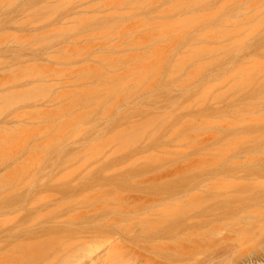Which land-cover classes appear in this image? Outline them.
<instances>
[{
    "label": "rangeland",
    "instance_id": "rangeland-1",
    "mask_svg": "<svg viewBox=\"0 0 264 264\" xmlns=\"http://www.w3.org/2000/svg\"><path fill=\"white\" fill-rule=\"evenodd\" d=\"M113 1L0 0V86L2 84L0 93H3L2 97L8 95L10 99L8 104L12 102V106L9 105V107L8 104L6 105L7 102L5 103L8 110L12 109V112L7 110L6 114L0 113L4 115L2 119L0 117V132L2 129L5 132L0 133V139H5L2 141L4 145L0 141L2 144H0V264H66V262L80 264L82 261L85 264L90 258L85 256L86 258L78 260L77 256L81 253L78 248L82 247L84 250V245L87 248L97 247L98 254L101 255H96L101 257V260H106L110 255L107 253H111L112 243V250L119 249L118 253L124 262L127 260L125 264L136 262L141 264L140 261L144 262L150 258L153 259L152 262L159 263L160 257L157 253L159 245L157 244V249H150V243H144L140 239H144V236L145 239L153 238V234L155 236L158 232V225L165 230L168 226L174 228L173 224L178 226L172 229L177 234L167 228L172 235H177L173 239L169 238L170 235L166 238V235L162 233L163 229L159 230L161 232L157 243L163 244L162 247L167 243L178 244V246L193 245L197 248L202 246L206 250L214 246L218 249L219 246L225 248L227 246L231 249L229 251L230 249L226 248L231 255L227 253L229 259L225 262L224 259L228 256L226 255L224 259L222 258L223 263L244 264L249 256L264 251V0H159V19L156 18L159 20V94L153 99L156 105H153L151 100L148 108L145 107L147 109L143 110L152 113V119L159 117V169L156 166L158 164L155 163L156 170L149 174H143L144 166L157 151H153L152 147L146 144L151 142L152 138L147 140L149 136H143L142 131L141 135L137 132V128L146 124V120H150L148 116L149 119L144 116L146 113L142 109H140L142 112H136L139 106H144L141 98L136 100L139 105L128 107V101H126L128 95L125 96L124 91L116 90L114 93L122 92L123 95L119 94L120 99L125 100L128 106L121 104L119 96L112 94L109 97L103 92H107L106 90L113 84V82L108 84V80L113 77L111 74L120 68L119 74L124 77L118 75V72H115L117 75L113 74L117 79L118 76L120 79L122 77L123 82H120L127 86L120 84L122 85L120 87L129 90L130 83L129 86L132 85L131 88H135V92L140 94L136 86H139L141 79L134 70H137L138 64H142L141 53L144 54L145 49L141 45L144 46L148 35L152 33L150 30L147 32L146 28V30L141 29V26L145 25L148 18L150 22H153L152 24L157 23L158 20L155 19L157 12H151V15L148 12L147 16L144 10L137 9L136 2L133 4L134 0H128L131 2L129 4L126 0L123 2L115 0L118 4ZM139 2L140 5L137 1L138 7L143 5L145 0H139ZM137 23L142 24L139 26L140 30L137 28ZM132 29L137 32L134 34ZM143 30H145L144 33ZM132 34L136 36L140 34L143 37L139 36L140 39L142 38L141 41L144 40L143 42L138 40L141 43L138 46L139 50L132 44L134 39H137ZM135 43L137 44V40ZM127 44L133 48L130 49ZM196 48L205 53L200 56L195 55ZM125 54L126 57H124ZM129 54H132L131 58ZM135 54L138 60L137 57L132 60ZM187 56L191 57V61L189 60V63L184 66L185 69L178 70ZM123 58H127L125 62L129 60L131 65L124 64L125 67L122 68L123 62H118ZM68 60L72 62L69 64ZM132 63H134L133 66ZM98 69L104 70V75L102 72L96 73L95 70ZM175 69L178 72H175ZM91 70L92 73H89ZM128 70L133 74L127 72ZM18 71L26 74H16ZM126 72L128 75L136 76L129 79L132 76L127 78L128 75L127 77L124 75ZM36 73H40L39 77L41 74H46L34 80ZM107 74L109 79L106 78L107 82H103L105 79L103 80L101 76L108 77ZM26 75L33 79L25 80ZM8 76L17 81L13 82L14 79ZM19 76L23 77V82ZM99 76L101 79H96ZM43 77L49 79V82ZM80 77L84 79H82L83 82L79 80ZM125 77L128 84L125 83ZM136 77H138V83ZM5 78L8 81H5ZM95 79L98 82H94ZM128 79L131 82H128ZM92 80L93 84L97 85L96 88H93ZM118 80L114 81V86ZM77 81L84 84L78 82L77 86L74 84ZM11 82L15 85L8 88L7 85H13ZM47 82L49 83L47 88L52 89L55 86L52 94L49 90L46 93L44 91L46 87L44 83ZM38 83L45 86L43 92L41 91L43 86H40L38 90L44 93L41 94L44 98L36 94V89L31 90V92L35 91L37 100L40 97V102L42 100V103H39V100L35 102L34 95L30 93L28 96L33 98L32 105L30 101L32 99L27 100L25 93L27 91L29 93L27 89L33 86L32 89L37 87L35 85ZM27 84L28 87L32 84V87L28 88ZM59 88L63 91L60 92ZM80 88L84 89L83 92L86 93L85 95L88 93V96L91 93L94 94L95 89L100 96L107 94L105 96L107 100L112 101L115 107L121 105V109L118 108V111L117 108L116 110L114 106L109 105L114 107L113 111L116 115L110 112L109 115L111 113L112 115L109 116L108 112L105 113L109 109L108 106V108L97 107L100 102L104 103L103 100L95 101V103L91 97H89L90 100L86 99L88 96H85L81 90L77 91ZM91 88L94 90L90 93ZM11 90L24 92L22 96L28 103L25 100L22 102L28 105L18 104L16 107L21 100L17 102L14 98L16 96L19 98V93L16 91L18 94L15 92V96ZM87 90L90 91L87 92ZM73 91H77L76 94L74 92L76 101L81 94L85 97L77 101L81 102L80 106L86 103L90 107H97L96 109H101V114L95 112L96 109L94 113L98 116L91 114L93 110H90L89 105L83 110L82 108L76 110L75 108L79 109L80 106L76 101H71L73 97L69 99L66 97L67 100L61 96L63 101L59 99L60 95L65 93L68 96V93ZM131 91L126 94L130 96ZM6 92L10 95L13 93L11 97L14 98H9V94H4ZM56 95L59 96H57V103L58 100L62 101L58 103L59 108L55 102ZM100 96L95 97L101 100ZM4 99L6 100L7 97ZM116 99L120 104L115 102ZM1 101L2 99L0 104L3 105ZM67 101L69 104H77L78 107L75 105V108L71 107L75 112L69 113L70 110L66 109L69 107H66L68 103L64 104ZM109 101L108 104H111ZM61 103L65 105V108L61 106ZM108 104L104 103V105ZM55 107L57 112L54 111ZM60 107L64 111L62 114L67 112L64 116L70 115L71 118L72 116L76 118L73 123L76 121L77 124H74L77 127H73L77 131L74 129L72 132L77 133L79 130L80 134L71 133V135L70 131L68 135L66 134L70 136L68 138L65 134L63 138L62 134L59 135L60 137L58 133L56 135L58 127L64 125L62 121L72 122L68 120V117V119L65 117L67 120H62L65 119L62 114L58 115L60 118L57 117L56 113L62 112ZM123 107L134 108L133 111L135 110L134 112L138 115L134 116L135 113L132 115V111V116H123L125 114L122 112ZM45 108L48 114L52 112L50 110H53L58 120H53L54 118L50 117L53 114L50 113V115H42L45 118L50 117L49 120L39 117L41 120L38 118L40 122L36 123L37 116L32 118L28 115V113L33 114L34 109V113L40 111L44 113L42 111ZM22 110H26L27 116ZM87 110L88 114L91 111L92 116L85 115ZM15 112L17 113L14 115L19 116V119L21 112L25 115L18 120L13 115ZM82 112L85 116H79ZM117 112L124 114L118 116ZM125 112L130 114L128 110ZM154 112L159 113V116ZM74 113L79 114L74 116ZM27 118L36 119L33 122L42 132L46 128L44 124L50 125L48 128L55 127L57 123L58 126L54 128L55 130L53 129V132L51 129V134H44L45 137L39 138V135H36L39 129L28 126L33 127L34 124L29 123ZM42 120H44L43 123H41ZM54 121L56 122L53 123ZM69 122H67L68 125ZM78 123L85 129L88 127V131H80ZM137 124L141 126L138 127ZM3 125L8 127L5 128ZM24 125L29 127V129L27 127L29 131L34 129L31 132L35 136L30 132L29 134L28 130L24 131ZM9 127L12 129H8ZM22 130L26 133L21 132ZM35 130L38 132H34ZM19 133L23 134L24 138H30V142L26 141L28 142L26 144H30L26 145L28 147L21 145L22 136L20 138ZM27 133L33 137L29 135L25 137ZM61 133H65L63 129ZM7 135L10 136L7 137L8 139H6ZM18 137L20 139L17 140ZM31 138L34 140L32 141ZM47 138H50L49 143L52 140L55 142H51V147L46 141L42 143V140H48ZM35 142L41 143L38 144V150L34 149ZM89 142L95 145L90 143L93 151H90L91 146H87ZM54 146H56L55 149ZM44 147L45 150L42 151L41 148L44 149ZM86 147L90 149L86 150ZM3 148L5 150H1ZM144 150L149 152L144 153ZM34 153H36L35 156ZM37 155L42 157L41 162L38 161L40 157L37 158ZM37 161L41 164L36 163ZM37 167H40V170ZM154 185H156L155 188L159 186V189H156L159 192L154 191ZM156 213L159 216H156ZM152 218L156 220V223ZM53 224L57 225L56 229L65 226L68 229L77 230L80 229L78 227L81 224L84 225L81 226V231L79 230L82 233L77 230L73 233V231L68 232V229L65 232L64 227L61 230H53L54 227L51 228ZM141 227L143 231L145 230L143 227L146 230L149 228L150 231H144V234ZM45 229L46 232H43ZM139 231H142L144 235H141ZM148 234L150 236H147ZM133 236L137 238L132 239ZM107 243L110 245L107 246ZM154 245L156 248V244ZM203 248L200 249L201 254L210 253L209 251L204 253ZM213 252L211 253L214 254ZM201 254L196 258L202 259L204 255ZM96 255L95 259L89 260L91 263L89 261L87 263H103L99 257L98 260L101 263L96 260ZM196 258L192 262H195ZM190 261L189 264L192 263ZM152 262L150 261L149 264Z\"/></svg>",
    "mask_w": 264,
    "mask_h": 264
},
{
    "label": "bare ground",
    "instance_id": "bare-ground-1",
    "mask_svg": "<svg viewBox=\"0 0 264 264\" xmlns=\"http://www.w3.org/2000/svg\"><path fill=\"white\" fill-rule=\"evenodd\" d=\"M129 1H131V0H129ZM137 1H138V4L140 5L139 0H137ZM137 1H136V0L133 1V4H134V2H136L135 5L137 6V9H140V8H141V9H140L141 11L144 10V11L147 13V14H145V15H147V16H148L149 13H150V15H151V12H152V13H154V12L156 13V12H157L155 19H156V18L159 19V10H158V9H159V0H145V2H143V5H141V6H143V7H141V6L138 7L139 5L137 4ZM143 1H144V0H143ZM113 2H115V0H114ZM117 2H119V1L117 0ZM117 2H115V4H116ZM120 2H123V0H122V1L120 0ZM126 2H128V0H126ZM129 3H131V2H128L127 4H129ZM117 4H118V3H117ZM141 4H142V1H141ZM130 5H131V4H130ZM135 5H133V6H135ZM136 6H135V7H136ZM132 8H133V7H132ZM135 9H136V8H135ZM141 11H140V12H141ZM148 12H149V13H148ZM143 15H144V14H143ZM147 16H146V17H147ZM146 17H145V18H146ZM151 17H152V19H154L153 16H151ZM145 18H143V19H145ZM147 18H148V17H147ZM148 19H149V18H148ZM148 19H147L146 22H145V25H144L145 27H144L142 24H140V23H142V22L145 21V20H143V21H142V20H138V21H142V22L139 23L140 25H138V23H137V25H138L137 28H138L139 30H140V28L142 27L141 29H145V28H146V29H147V32H148V30L152 31V33L148 35V37H147V39L145 40L144 44L142 43L144 46L141 45V47H143V48L145 49V51H144L145 53H144V54L141 53V56H142V59H143V60H142V64H141V63H140V65L138 64V65H137V66H138V67H137V70H134V71L137 72V73H135V74L138 75V76H140L139 79H141V83L138 84L139 86H136V88H138L137 91L140 90V94L137 93V92H135V90H136L135 88H133V89L131 88L132 85L129 86L130 83H129V84L127 83V80H126V79L129 78L130 76H132V77H130L129 79H132L133 76H134V75H128V74H127V72L132 73V72H130V71H132V70H130V68H129L130 71L128 70V71L124 74V75H126V77H127V75H128L127 78L125 77V83L128 84V89H129V90L124 89V87H127V86H126V84L124 85V83H122V82H123V81H122V77H124V76L119 74V71H120L119 69H120V68H118V69L115 71V72H118V75L122 76L121 79H120V76H118V79H119V80L117 79V77H115V76L117 75V73H115V72H114L113 74H116V75L114 76L113 74H111L113 77L110 76V78H111V77H112V78L109 79V75H110V73H108L109 75L107 74L108 77H105V76H106V75H105L104 78H103L102 76L104 75V72H103L104 70H100V69L95 70V71H97L96 73H98V72H102V73H103V75L101 76V78H102L103 80L105 79L104 81L102 80L103 82H107L106 78L109 79V80H108V82H109L108 84H109V85H110V83H112V82H113V84H114V81L116 82V81L118 80V83H115V84H116V85H115V86H116V89H115V86H114L113 84H111L112 86L110 85V88H108V90H106L107 92H103V93H107V94L109 95V97H110L112 94H113L114 96H119L120 92L118 91L117 94H115V93H116V90L124 91V92H125V96L128 95V96H127L128 99H127L125 96H124V99L126 98V101H128V103H127V102H126V103H127L129 106H128L127 104H125V100L123 101V99H122V100L120 99L121 94L123 95L122 92H121V94H120V96H119V99H120L121 104L124 103V104L127 105L128 107H130V106L132 107V105H135V104L137 105L138 103L136 102V100H137L138 98H141L142 105H144V106H139L140 108L138 107L139 109H138V110L136 109V110H137V111H136L137 113H140V112H142L143 110H146V109L148 108L147 106H148L149 101L152 100V102L154 103L155 100H153V99L156 97L155 95L159 94V92H158V90H159V20L156 19V20H158V22L155 20L157 23L152 24L153 22L151 21V22H152V23H151ZM150 19H151V18H150ZM152 19H151V20H152ZM149 22H150V23H149ZM148 23H149L150 25H149ZM151 24H152V25H151ZM141 25H142V26H141ZM139 26H141V27L139 28ZM146 26H147L148 28H147ZM143 27H144V28H143ZM146 29H145V30H146ZM129 30H130V29H129ZM145 30H143L142 32L144 33ZM236 30H238V29H236ZM132 31H133V29H132ZM133 32H134V31H133ZM136 32H137V31H136ZM136 32H134V34H135ZM211 32H213V30H212ZM134 34H132V35H134ZM140 34H142V33H140ZM140 34H139V35L137 34V36L134 35V38H135V37L137 38V39H134V41L132 40L133 37L131 38V40L133 41V43H132V41H131V43H132L133 45H135V46L137 47V49H138L139 44H141V43H139L138 40H140V42H143L144 40L141 41V39H142L143 37H146V36H144V34H142L143 37H142V35L140 36ZM146 34H148V33H146ZM139 36L142 37V38L140 39ZM138 37H139V39H138ZM144 39H145V38H144ZM136 40H137V44H138V45L135 43ZM127 42H129V41H127ZM127 42H126V43H127ZM129 43H130V42H129ZM131 43H130V44H131ZM127 45H129V44H127ZM259 46H260V45H259ZM141 47H140V49L143 50V48H141ZM127 48H128V47H127ZM129 48L132 49L133 47L131 48V46L129 45ZM134 48H135V47H134ZM130 49H128V50H130ZM135 50H136V49H135ZM138 50H139V49H138ZM124 51H127V50H124ZM194 51L196 52L195 55H197V56H200V55H202L203 53H205V51H203V50H201V49H198V48H196ZM131 52H132V50H131ZM131 52H130V53H131ZM142 52H143V51H142ZM132 54H133V53H132ZM132 54H131V55H132ZM208 54H209V53H208ZM131 55L129 54V57H130V58H131ZM135 55H136V54H135ZM138 55H139V54H138ZM126 56H127V55L125 54L124 57H126ZM133 56H134V54H133ZM133 56H132V58H133ZM141 56H139L140 59H141ZM136 57H137V60L139 59L138 56L136 55V56L134 57V59H132V60H135ZM188 57H189V56H187V59H184V60L182 59V60H183V61H182V64H183V65H179V69H178V70H183V69H185L184 66H185L186 64L189 63L188 61H189L190 58H191V57H189V59H188ZM130 58H129V59H130ZM183 58H184V57H183ZM126 59H127V58H126ZM126 59L123 58L122 61L118 62V63H122V62H123V65H121L122 68H123L124 64H125V66H126V65H131V63H129V60L127 61V63L125 62ZM63 60H64V59H63ZM132 60H131V61H132ZM137 60H136V61H137ZM65 61H66V59H65ZM68 61H69V60H68ZM68 61H67V62H68ZM190 61H191V60H190ZM61 62H62V59H61ZM70 62H72V61H69V64H70ZM133 62L135 63V61H133ZM63 63H64V62H63ZM65 63H66V62H65ZM73 63H75V62H73ZM134 63H132V66L134 65ZM137 63H138V62H137ZM125 66H124V67H125ZM128 67H129V66H128ZM134 67L136 68V66H134ZM92 68H93V67H92ZM83 69H84V68H83ZM115 69H116V68H115ZM115 69H114V70H115ZM127 69H128V68H127ZM173 69H174V66H173ZM24 70H25V68H24ZM24 70H23V71H24ZM112 70H113V69H112ZM112 70H111V71H112ZM114 70H113V71H114ZM178 70L175 69V72H178ZM29 71H31V70L29 69ZM29 71H28V73H29ZM34 71H35V69H34ZM37 71H38V70H37ZM78 71H79V70H78ZM86 71H87V70H86ZM24 72H26V71H24ZM48 72H49V71H48ZM75 72L77 73V71H75ZM105 72H106V71H105ZM122 72H125V71H122ZM19 73H20V72L18 71L16 74H19ZM21 73H22V72H21ZM21 73H20V74H21ZM51 73H53V72H51ZM89 73H92V70H91ZM106 73H107V72H106ZM11 74H12V73H11ZM11 74H10V75H11ZM22 74L24 75V74H26V73H22ZM32 74H34V73H32ZM32 74H31V76H32ZM36 74H37L38 77H37L36 75H34L36 78H35L34 76H32V77H34V80H35V79L37 80V78H41V77H42L44 74H46V73H44L43 75L41 74V75H40L41 77H39V74H40V73H39V74L36 73ZM53 74H54V73H53ZM56 74H57V73H56ZM56 74H55V75H56ZM132 74H133V73H132ZM23 75H22V76H23ZM136 75H135V76H136ZM13 76H14V74H13ZM16 76H17V75H16ZM29 76H30V75H29ZM31 76H30V78H29V77H27V75H26L25 77H26L27 79H25V80H28V78H29L30 80H32L33 78L31 79ZM46 76H48V75H46ZM75 76H77V75H75ZM75 76H74V77H75ZM80 76H81V75H80ZM96 76H97V75H96ZM135 76H134V77H135ZM8 77L10 78L11 76H8ZM19 77H21V76H19ZM74 77H73V78H74ZM89 77H90V76H89ZM6 78H7V76H6ZM6 78H5V79H6ZM9 78H8V79H9ZM43 78H44V77H43ZM93 78H94V77H93ZM98 78L101 79L100 76L97 77L96 79H98ZM113 78H116V80H113ZM136 78H137V79H136ZM136 78H135V79L137 80V83H138V82H139V81H138V77H136ZM5 79H4V80H5ZM11 79L13 80L14 78L11 77ZM11 79H10V81H11ZM18 79H19V80L22 79V82H23V80H24L23 77H21V79H20V78H18ZM80 79L82 80L83 78L80 77L79 80H80ZM96 79L94 80V82H98V80H96ZM129 79H128V82H131ZM135 79H134V80H135ZM34 80H33V82H35ZM44 80H47V79L44 78ZM44 80H42V81H44ZM83 80H84V79H83ZM83 80H82L81 82H83ZM110 80H111V81H110ZM136 80H135V82H136ZM5 81H8V80L6 79ZM16 81H17V80H15V79L13 80V82H16ZM38 81H40V80H38ZM47 81L49 82V79H48ZM75 81H76V80H75ZM120 81H122V82H120ZM13 82H11L13 85H10V84H9V85H7V87H8V86H12V87H13V86L15 85ZM48 82H47V83H44V84H46V85H45L46 87L43 86V84H42L43 87H42L41 85H39V83L36 84V85L34 84V85L37 86V87H38V85H39V89H37V87H35L34 89H32V88L34 87V86L32 87V84H29V85H30L29 87H32V88H29V87H28V84L26 85V86L29 88V89H27V90H29V93H28V91H27V93H25L27 96H26V95H25V96L27 97V98H26L27 100L32 99V100H30V101H32V105L34 104V103H33V98L36 99L35 102L39 100L38 102H39V103H42V100H41V102H40V98L43 97V95H41V94H44V93H42V92H43L42 90H44V87H45V90H44L45 93H46L48 90H49L50 93L53 91L52 89H53L55 86H54L52 89L47 88V85L49 86V83H48ZM78 82H79V81H77V83L74 82V84H77V86H78ZM81 82H79V83H81ZM94 82H93V80H92V81H91V84H93ZM132 82H133V80H132ZM4 83H6V82H4ZM17 83H18V85H19L20 82L18 81ZM21 84H22V83H21ZM81 84H84V83H81ZM81 84H80V85H81ZM106 84H107V83H106ZM118 84H119V86H118ZM120 84H123L124 87L121 88L122 85H120ZM131 84H132V83H131ZM16 85H17V84H16ZM95 85H96V84H95ZM95 85L93 84V88H96V87H97V85H96V86H95ZM40 86L42 87V89H41L42 92L38 91V90H40V88H41ZM73 86H75V85H73ZM120 86H121V87H120ZM133 86H134V85H133ZM12 87H11V88H12ZM50 87H51V86H50ZM61 87H62V86H61ZM61 87H60V88H61ZM81 87H83V86H81ZM98 87H99V86H98ZM107 87H108V86H107ZM112 87H113V88H112ZM118 87H120V89H119ZM134 87H135V86H134ZM0 88H2V84H1ZM8 88H9V87H8ZM14 88H16V87H14ZM46 88H47V90H46ZM60 88H59V89H60ZM111 88H112V89H111ZM130 88H131L133 91H131ZM4 89H5V88H4ZM6 89H7V88H6ZM22 89H23V88H22ZM35 89H36V90H35ZM76 89H77V88H76ZM76 89H75V90H76ZM91 89H92V88H91ZM91 89H90V90H91ZM97 89H98V88H97ZM114 89H115V90H114ZM121 89H123V90H121ZM134 89H135V90H134ZM31 90H35V91H36V94H37V95H40L41 97L38 98V100H37V97H36V95H35V91H34V92H31ZM80 90H81L82 93H84V95L86 94L85 92H83L84 89L82 90V89L80 88V89L77 90V91L80 92ZM90 90H89V91H90ZM93 90H94V89H92V90L90 91V93H91ZM110 90H111V91H110ZM112 90H114V91H112ZM126 90H127V91H126ZM1 91H2V90H1ZM16 91H18V93H19L20 95H19ZM16 91H15V90H13V91L11 90V92H13V93L15 94V96H16V93H17V94H18V97L21 98V99L17 98V96H16L15 98H14V97H11L13 93H12L11 95H10L9 93H7V92L4 93V94H6V95L9 94V98H14V99H16L17 102H18L19 100H21L20 103H17V102L15 101V103H17V106H16L15 103H13L16 107H18V104H19V105H20V104L23 105V104L25 103V102H22V101L25 100L24 97H23L22 95H23L24 92H26V91H25V88H24V92H23V93H22L21 90H16ZM20 91H21V92H20ZM54 91H55V89H54ZM61 91H63V90L60 89V92H61ZM64 91H65V93H67L66 90H64ZM67 91H68V90H67ZM77 91H76V92H77ZM85 91H86V90H85ZM89 91L87 90V92H89ZM95 91H96V92H95ZM95 91H93L94 94H96L95 96H96V97H97V96L99 97V96H100V95H99L100 93L97 94L98 92H97L96 89H95ZM128 91H131L133 94L130 92L131 94H130V96H129V94H126V92L129 93ZM15 92H16V93H15ZM38 92H40V94H39ZM57 92H59V91H57ZM74 92H75V91H73V92H71V93H68V94H69V95H68L69 97H68L67 94H65V93H64L63 95H60V94H59V95H60V97H61V96L65 97V99H67V98L69 99L70 97H73L74 100H73V99H72V100L70 99V100H71V101H76L75 98H74ZM76 92H75V94H76ZM79 92H78V93H79ZM110 92H112V93L110 94ZM114 92H115V93H114ZM156 92H158V93H156ZM30 93H31V94H30ZM53 93H54V92H53ZM62 93H63V92H62ZM103 93H102V94H103ZM2 94H3V93H0V95H1V96H0V100L2 99L1 102H3L4 104H3V103H2L3 105L0 104V106L3 107V108L1 107V109H0V113L6 114L9 105L12 106V104H11L12 102H11L10 104H8V103L10 102V99H8V95H7V96H3L4 98L7 97V99H8V100H7V99L5 100V99L2 97ZM28 94H30V95H32V96L34 95L33 98H32V96L29 97ZM51 94H52V93H51ZM94 94L91 93V95H93V96H94ZM102 94H101V95H102ZM107 94L104 95V96H103V95L100 96V97H102L101 100H100V99L98 100V98H96L95 96H94V98H93V96H91V95L88 96V93H87V95H85V96H88V97L86 98V99H88V100H90L91 98H92V100H94V102H95V101L100 102V101L103 100L105 104H108V101H109V100H107L108 98L105 97V96H107ZM53 95H55V93H54ZM65 95H66V96H65ZM70 95H71V96H70ZM79 95H80V93H79ZM79 95H78V96H79ZM84 95L82 96V94H81V96H79V99H80L81 97H82V98H85ZM20 96H22V97H20ZM45 96H46V94H45ZM50 96H51V95L49 94V97H50ZM57 96H58V95H56L55 102H56L57 107H58V103H60V102L63 101V97L60 98V97L58 96L59 99L62 100V101L58 100V103H57V99H58ZM75 96H76V95H75ZM134 96H135V97H134ZM38 97H39V96H38ZM46 97H47V96H46ZM52 97H55V96H52ZM66 97H67V98H66ZM76 97H77V96H76ZM89 97H91V98H89ZM112 97H113V96H112ZM157 97H158V95H157ZM22 98H23V100H22ZM28 98H29V99H28ZM43 98H44V97H43ZM104 98H106V99H104ZM121 98H123V96H122ZM17 99H18V100H17ZM46 99H47V98H46ZM50 99H52V98H50ZM68 99H67V100H68ZM76 99H77V101L79 100L78 97H77ZM95 99H96V100H95ZM112 99H113V98H112ZM114 99H115V98H114ZM44 100H45V99H44ZM47 100L49 101V99H47ZM47 100H46V101H47ZM70 100H69V102L71 103ZM105 100H107V102H106ZM117 100H118V99H116L115 102L118 103ZM156 100H158V98H157ZM11 101H12V100H11ZM13 101H14V100H13ZM25 101H26V100H25ZM52 101H53V100H52ZM77 101H76V102H77ZM122 101H123V102H122ZM6 102H7V103H6ZM21 102H22V103H21ZM26 102H27V101H26ZM44 102H45V101H44ZM55 102H54V103H55ZM98 102H97V103H98ZM109 102H110V101H109ZM120 102H119L118 104H120ZM152 102H151V103H152ZM5 103H6V105L8 104V105H7L8 107H6ZM27 103H28V102H27ZM27 103H25L24 105H28ZM52 103H53V102H52ZM52 103H51V104H52ZM67 103H68V101H67L66 103H64V104L67 105ZM73 103H75V102H73ZM77 103H78V102H77ZM80 103H81V102L78 103L79 106H80ZM95 103H96V102H95ZM101 103H102V102H100V105L97 104V107H99V106H106V107L108 106V107H109L108 111L106 110V112H105V110H103L105 113L108 112V115H109L110 112H112L113 114L115 113V111H113L115 106H114V104L112 105V101L110 102L111 104H108V105H104V103H102V104H101ZM153 103H152V104H153ZM156 103H157V101H156ZM29 104H30V103H29ZM56 104H55V105H56ZM82 104H83V103H82ZM85 104H86V103H84V104H83L84 106L82 105V106H80L79 109H78V108H75V106H76L77 104H76V105L74 104V105H75V106H74L73 104H69V103H68V105H67L66 107L69 106L70 109H69V107L66 108V109L70 110L69 113H73V112H75V110H72L71 107H74L76 110H81V108H82V110H83V108H85V107L87 108L88 105H89V104H88V105L86 104V105H87V106H86ZM14 105H13V108H15ZM30 105H31V104H30ZM36 105H37V104H36ZM38 105H39V104H38ZM55 105H54V106H55ZM65 105H62V103H61V106H64V108H65ZM72 105H73V106H72ZM109 105H112V106H114V107L111 106V107H112V108H111ZM115 105H116V104H115ZM138 105H139V104H138ZM153 105H156V104L154 103ZM4 106H5V109H4ZM11 106H10V107H11ZM49 106H50V105H49ZM59 106H60V105H59ZM122 106H123V105H122ZM150 106H151V104H150ZM21 107H23V106H21ZM76 107H78V106H76ZM89 107H90V105H89ZM97 107H96V108H97ZM106 107H104V108H106ZM108 107H107V108H108ZM120 107H121V105H120L119 107H115V109H116V108L118 109V108H120ZM128 107H127V108H128ZM133 107H134V106H133ZM145 107H147V108L145 109ZM6 108H7V109H6ZM24 108H25V107H24ZM27 108H28V107H27ZM30 108H33V107H30ZM58 108H59V107H58ZM58 108H57V110H58ZM93 108H94V109H93ZM96 108L93 107V106L90 107V110H91V111L93 110V113H91V111L89 110L90 113L94 115V114H95V113H94V110H95ZM127 108H124V107H123V108H122V109H123L122 112H124L125 114H124V113H123L124 115H123L122 113H120V114H122L123 116L131 115V112L133 111V109H134L135 107H134L133 109H132V108L127 109ZM136 108H137V107H136ZM17 109H18V108H17ZM37 109H40V108H37ZM37 109H36V112H37ZM52 109H54V108H52ZM61 109H63V108L60 107V110H61ZM66 109H65V110H66ZM98 109H99V108H98ZM98 109H96L97 111H95V112H98V113L101 114V111H100L101 109H99V110H98ZM110 109H111L112 111H109ZM117 109H116V110H117ZM120 109H121V108H120ZM124 109H125V111L128 110V111L130 112V114H129L128 112H125ZM126 109H127V110H126ZM131 109H132V110H131ZM140 109H142V111H141ZM149 109H153V108H150V107H149ZM149 109H148V110H149ZM3 110H4V111H3ZM11 110H12V109H10V110H8V111H11ZM19 110H20V109H19ZM19 110H17V112H18ZM27 110H28V109H27ZM31 110H32V109H31ZM60 110H59V111H60ZM68 110H67V111H68ZM139 110H140V111H139ZM154 110H155V111H159V109H157V110L154 109ZM5 111H6V113H5ZM22 111H23V110H22ZM25 111H26V110H25ZM25 111H23V112H25ZM34 111H35V109L33 110V114H35V115H33L32 113H28V115L31 116L32 118H33V117L36 118V116H37V118H36L37 121H35L36 123L40 122V121H38V118H39V117L42 118V119H44L45 116H43V117H44V118H43L42 115H43V114H44V115H45V114H46V115L48 114V112H46V108H45L44 111H42V112H44V113H41V111H40V112H37L38 115L41 114L40 116H38L37 113H34ZM38 111H39V110H38ZM50 111H52V112H50ZM50 111H49V112H50L51 114H53V116H51L50 113H49L48 115H50V117L54 118L53 120H55V119L58 120L57 118H55L56 115H57V117H58V115L60 116V115L64 112V111L61 110L62 112H58V113H56V112H57V111H56V107H55V110H54V111H56V112H55L56 115L54 114L53 110H50ZM71 111H73V112H71ZM85 111H86V110H85ZM118 111H119V109H118ZM120 111H121V110H120ZM134 111H135V110H134ZM134 111H133L132 115H133L134 113H135L134 116L138 115V114H137L136 112H134ZM138 111H139V112H138ZM150 111H151V110H150ZM152 111H153V110H152ZM11 112H12V111H11ZM17 112L13 113V115L16 114ZM19 112H20V111H19ZM30 112H31V111H30ZM45 112H46V113H45ZM65 112H66V111H65ZM78 112H79V111H78ZM143 112L146 113L144 116H146V117L148 116V117L150 118V120H146V124L141 123V124H143L142 126H141V124H137L138 127H139V125L141 126V127H139V128H141V129L137 128V130H138L137 132H139L138 135H141L142 132H143V134H142L143 136H144V135H145V137H146V135L149 136V137H147V140L150 139V138H152V139H151L152 141H151V142L149 141L150 143L148 142V143H146V144H148V146L150 145V146L152 147L153 151H157V153H156L155 155H153V156L151 157L150 161H147V164L144 166L145 169L143 170V171H144L143 174H149V173H152L153 171L156 170L155 167H154V165L158 164V165H156V166H157L158 169H159V119H158L159 117H158V118L156 117L157 119H156V118H155V119H152V118H153V117H151V116H153L152 113H150L149 111H147L148 113H147L146 111H143ZM39 113H40V114H39ZM59 113H60V114H59ZM69 113H68V114H69ZM90 113H89V114H90ZM102 113H103V112H102ZM112 113H111L109 116H111ZM154 113H156V115L159 116V113H158V114H157V112H154ZM3 114H2V115L0 114L1 119H2L3 116H4ZM25 114H26V115H25ZM25 114H22V112H21V114H20L21 118H20V119H22V117H24V115L27 116V112H25ZM65 114H67V112H66ZM65 114H62V115L64 116ZM74 114H75L74 116H76V115L79 114V113H74ZM82 114H84V113L82 112L81 115L79 114V116H85L86 114H88V110H87V112L85 113V115H82ZM89 114H88V115H89ZM91 114H90V116H92ZM96 114H97V113H96ZM96 114H95V115H96ZM103 114H104V113H103ZM116 114H119V112H117ZM120 114H119L118 116H122V115H120ZM17 115H18V114H17ZM22 115H23V116H22ZM88 115H87V116H88ZM95 115H94V116H95ZM108 115H106V116H108ZM114 115H115V114H114ZM132 115H131V116H132ZM9 116H11V115H9ZM14 116H16V115H14ZM29 116H28V117H29ZM63 116H61V117L63 118ZM77 116H78V115H77ZM96 116H98V114H97ZM115 116H116V115H115ZM140 116H143V115L140 114ZM154 116H155V114H154ZM16 117H17L18 120H20V119L18 118L19 116H16ZM50 117H48V118L46 117V118L49 120ZM65 117H66V118L68 117V118H69V119L67 118L68 120H72V122H71L72 124H71L69 121H66V123H65L64 121H62V123H64V125H61L60 128H62V129H63V132H65V133H61V132H62V129H60L59 127H58V129L56 130V135H57V133H58V136H59L60 134H62V138H63L66 134L68 135V132H70V131H71L70 134L73 133L72 131H73L74 129H75V131H77L76 128L73 127V126H75V124H77V123H75L76 121L74 122L75 124L73 123V120H76V118L72 116V118H74V119H72L70 115H68V116L66 115V116H64V118H65ZM148 117H147V118H148ZM40 118H39V120H41ZM46 118H45L44 120L47 121ZM58 118H60V117H58ZM62 118H61V119H62ZM66 118H65V119H62V120H67ZM147 118H146V119H147ZM149 118H148V119H149ZM27 119H28V120H27L28 122L30 121L29 123L34 124L33 127H32V125H28V126H31V128H34V126H35L36 124H35V122H33V121L36 120V119H32V120H30L31 118H30V119L27 118ZM44 120H42L41 123H43ZM31 121H32V122H31ZM59 121H60V120H59ZM23 122H24V121H23ZM55 122H56V121H54L53 123H55ZM67 122H69L71 125H70V124L68 125ZM41 123H40V124H41ZM62 123H60V124H62ZM83 123H84V122H83ZM60 124H59V125H60ZM65 124L68 125V126L66 125V127H68L67 130H66ZM73 124H74V125H73ZM80 124H82L81 121H80ZM21 125H23V124H21ZM42 125H43V124H42ZM42 125H40V126H42ZM45 125H46V128H45V127H41V128H45V129H44V132H45V133L42 132V131H40V130H41L40 128H38L39 130L37 129L36 126H38V125L35 126V129H37L39 132L43 133V134H41V133H39L37 130L34 131V132H36V131L38 132V134H36V133H35V134H36V135H39V138H41V137H45L44 134H46V135L51 134V129H52V132H53V131L57 128L58 123H57V125L55 124V127L53 126L52 128H48V127H50V125L47 126L48 124H44L43 126H45ZM3 126H4L5 128L8 127V126H5V125H3ZM3 126H1V127L3 128ZM16 126H17V125H16ZM16 126H15V127H16ZM28 126H27V127H28ZM70 126H71V127H70ZM78 126L81 128V129H80V128L78 127V128L80 129V131L83 130L82 132H84V131H86V130L88 131V129H89L88 127H87V129H85V127H81V126L79 125V123H78ZM10 127H12V126H10ZM10 127H9L8 129H12V128H10ZM18 127H21V126H18ZM24 127H25V130H24V131H26V130L29 129V127H28V129H27L26 125H24ZM24 127H23V128H24ZM64 127H65V128H64ZM69 127H70V128H69ZM72 127H73V128H72ZM75 127H77V125H76ZM13 128H14V126H13ZM23 128H21V129H23ZM47 128H48L49 133H46V132H48V131L46 130ZM54 128H55V129H54ZM78 128H77V129H78ZM82 128H83V129H82ZM135 128H136V127H135ZM8 129H6V130H8ZM17 129H18V128H17ZM19 129H20V128H19ZM19 129H18V130H19ZM53 129H54V130H53ZM59 129H60L61 131H60ZM84 129H85V130H84ZM0 130H1V128H0ZM14 130H15V129H14ZM32 130H34V129H32ZM32 130H30V131L28 130V133L30 132L32 135H34V134L31 132ZM42 130H43V129H42ZM45 130H46V131H45ZM58 130H59V131H58ZM65 130H66V131H65ZM68 130H69V131H68ZM139 130H140V131H139ZM2 131L4 132V129H2ZM2 131H1V132H2ZM10 131H11V130H10ZM24 131L22 130L21 132H24ZM75 131H74V133H76ZM141 131H142V132H141ZM1 132H0V133H1ZM18 132H20V131H18ZM66 132H67V133H66ZM4 133H5V132H4ZM24 133H26V132H24ZM28 133H27V135H24V136H25V137L28 136V135L30 134V133H29V134H28ZM74 133H73V134H74ZM78 133H79V130H78V132H77L76 134L78 135ZM99 133H100V132H99ZM140 133H141V134H140ZM6 134H7V132H6ZM6 134H3V135H6ZM11 134H13V133H11ZM19 134H21V133H19ZM63 134H65V135H63ZM70 134H69V135H70ZM76 134H75V135H76ZM79 134H80V133H79ZM9 135H10V134H9ZM9 135L6 136V139H8L10 136L12 137V135H10V136H9ZM67 135H66V136H67ZM71 135H72V134H71ZM150 135H152V137H150ZM8 136H9V137H8ZM21 136H22V138H21ZM29 136H30V137H33V136H31V135H29ZM29 136H28V137H29ZM34 136H35V135H34ZM60 136H61V135H60ZM60 136H59V137H60ZM7 137H8V138H7ZM14 137L16 138V136H14ZM46 137H47V136H46ZM68 137H70V136H67V138H68ZM1 138H2V137H1ZM20 138H21V139H20ZM20 138L18 137L17 140L20 139V140L22 141V142L20 141L22 146H24V147L26 148V147H28V146H26V145H30V144H26V143H28V142H26L27 140L30 142V140H29L30 138H29V139H27V137L24 138V137H23V134L20 135ZM34 138L36 139V137H34ZM37 138H38V137H37ZM65 138H66V137H65ZM24 139H26V140L24 141ZM32 139H33V138H31V140H32ZM47 139H48V140H46V139H45V140H42V143H45V141H46V143L48 144L50 138H47ZM95 139H97V138H95ZM143 139H146V138H143ZM33 140H34V139H33ZM33 140H32V141H33ZM51 140H52V139H51ZM0 141H1V143H3V145H4V142H2V141H5V139H4V140H1V139H0ZM23 141H24V142H23ZM32 141H31V142H32ZM47 141H48V142H47ZM52 141H53V140H52ZM52 141H50V143L48 144V145H50L49 147H51V144H52V143H55L54 141H53V142H52ZM92 141H93V140H92ZM95 141H96V140H94L93 142H95ZM40 142H41V141H40ZM51 142H52V143H51ZM1 143H0V144H1ZM22 143H23V144L25 143V144L23 145ZM90 143H91V142H89V145H87V146H89V147L91 146V149H90L89 147H88V148L86 147L87 149H86V148H85V149H86V150L90 149V151H93V147H92V145H91V144H93V143H91V144H90ZM38 144H41V143H39V142H35V144H33V145H34V149L37 148V150H38ZM47 144H46V145H47ZM146 144H145V145H146ZM1 145H2V144H1ZM1 145H0V147H1ZM43 145H45V144H43ZM98 145H99V144H98ZM98 145H97V146H98ZM8 146H9V145H8ZM8 146H7V148H8ZM41 146H42V145H41ZM93 146H95V145L93 144ZM148 146H147V147H148ZM24 147H23V148H24ZM32 147H33V146H31V149L33 150ZM42 147H43V146H42ZM47 147H48V146H47ZM49 147H48V148H49ZM55 147H56V146H54V149H55ZM142 147H143V146H142ZM25 148H24V149H25ZM48 148H47V149H48ZM52 148H53V146H52ZM57 148H58V147H57ZM96 148H99V147H96ZM144 148H146V147L144 146ZM148 148H150V147H148ZM8 149H9V148H8ZM10 149H11V148H10ZM24 149H23V151H24ZM28 149H29V148H28ZM31 149H30V150H31ZM94 149H95V148H94ZM152 149H151V150H152ZM1 150H5V149L3 148V149H1ZM41 150H42V151L45 150V147H44V149L41 148ZM49 150H50V149H49ZM56 150H57V149H56ZM95 150H97V149H95ZM142 150H143V149H142ZM9 151H10V150H9ZM50 151H51V150H50ZM54 151H55V150H54ZM144 151H145L144 153L149 152V151H146V150H144ZM38 152H39V151H38ZM38 152H37V154L40 153V152H39V153H38ZM86 152H87V151H86ZM88 152H89V151H88ZM43 153H44V152H43ZM35 154H36V153H34V156H35ZM40 154H42V153H40ZM142 154H143V152H142ZM28 157H30V156H28ZM31 157H32V156H31ZM31 157H30V158H31ZM36 157H37V158L40 157V158L38 159V161L41 162L40 159H42V157H41L40 155H39V156L37 155ZM43 157H45V156H43ZM25 158H26V157H25ZM34 158H35V157H34ZM18 159H20V158H18ZM22 160H24V159H22ZM22 160H21V161H22ZM26 160H28V159L26 158ZM26 160H25V161H26ZM34 160H35V159H34ZM34 160H33V161H34ZM38 161H37L36 163L41 164V163L38 162ZM22 162H24V161H22ZM152 162H154V164H153ZM25 163H26V162H25ZM155 163H156V164H155ZM32 164H33V163H32ZM38 166H39V165H38ZM37 168H38V167H37ZM38 169L40 170V167H39ZM260 170H261V169H260ZM157 171H158V170H157ZM132 174H133V173H132ZM154 183H155V182H154ZM157 183H158V182H157ZM158 185H159V184H158ZM155 186H156V185H154V191L159 192V190H158V191L156 190V189H159V188H158L159 186L156 187V188H155ZM151 188H153V187H151ZM145 214H146V213H145ZM156 214H157V213H156ZM148 215H149V214H148ZM153 215H154V214H153ZM149 216H150V215H149ZM154 216H155V215H154ZM156 216H159V215L157 214ZM145 218H146V217H145ZM156 218H157V217H156ZM143 219H144V218H142V220H143ZM152 219H153V218H152ZM153 220H154V219H153ZM83 221H86V220H83ZM158 221H159V220H158ZM158 221H157V222H158ZM150 222H151V221H150ZM154 222L156 223V220H154ZM82 223H84V222H82ZM87 223H88V222H86V224H87ZM147 223H148V222H147ZM86 224H85V225H86ZM152 224H154V223L152 222ZM157 224H158V223H157ZM157 224H156V225H157ZM83 225H84V224H81V226H83ZM154 225H155V224H154ZM173 225H174V228H176V227L178 228L177 225H176V226H175V224H173ZM81 226L78 227V228L81 229V228H82ZM52 227H54L53 230H59V229L61 230V229H64V228H65V232H67L66 230L68 229V228L65 227V226H63L64 228H63V227H62V228L60 227L59 229H56L57 225L54 226V224H53V226H51V228H52ZM145 227L147 228L146 225H145ZM145 227H143V229H145L144 231H148V230L150 231L149 228L146 230ZM155 227H156V226H155ZM170 227H171V228H170ZM170 227H169V226L167 227L168 230L171 231V232L174 233V234H177L176 231H175V232L172 231V229H174V228H172V226H170ZM57 228H58V227H57ZM118 228H119V227H118ZM121 228H122V227H121ZM124 228H125V226H124ZM124 228H123V231L126 232V230H125L126 228H125V229H124ZM167 228H165V230H164L163 228H159V225H158V232H156V235L154 236V234L152 233V234H153V238H150V237L148 238V237H147L148 239H145L146 237L144 236V239H140V240H143L144 243H147V244L150 243V244H149V246H150L149 248H150V249H153V248H154V249H157V244L159 245V247H158L159 252L157 251V253H159L158 255H159V257H160V258H159V263H158V261H156L157 263H156L155 261L152 262V261H153L152 258H150V260H144V262L140 261L139 263H141V264H149L150 261H151V262H152L151 264H155V263H156V264H189V261H190V260H191L190 262H192V261L195 260L194 258L200 256L199 254H201L200 249L203 248L202 246H198V248H199V249H198L197 246H193V245H192L193 247L190 246V245H185V244H183V245L181 244V245H179V246H178V244H176V245L174 244V245H175V246H174L173 243H167V244L164 243L165 245H164V247H162L163 244L157 243V242H159V233L162 231V229L164 230L162 233L164 234V236L166 235V238H168L167 236H169V235H170V236H169L170 239H173V237L175 238V237L177 236V235H174V234L172 235V233H170V232L167 230ZM47 229H48V228H47ZM80 229H79V230H80ZM140 229L142 230V227H141ZM153 229H155V228H153ZM153 229H152V230H153ZM170 229H171V230H170ZM53 230H52V231H53ZM75 230H77V229L69 228V229H68V232L73 231V233H74ZM79 230H77V231H79ZM120 230H121V229H120ZM152 230H151V231H152ZM159 230H161V231L159 232ZM176 230H178V229H176ZM52 231H51V233H52ZM77 231H76V233H78ZM80 231H81V230H80ZM80 231H79V232H80ZM100 231H101V230H100ZM105 231H107V230H105ZM108 231H109V230H108ZM142 231H143V230H142ZM142 231H141V232L139 231V232L141 233V235H144L145 233H144V231H143V233H144V234H143ZM153 231H154V230H153ZM156 231H157V230H156ZM167 231H168L170 234L167 233ZM43 232H46V229L43 230ZM47 232H50V231H47ZM54 232H55V231H54ZM103 232H104V230H103ZM128 232H130V231H128ZM133 232H134V231H133ZM139 232H138V234H139ZM164 232H165V233H164ZM177 232H178V231H177ZM73 233H72V234H73ZM80 233H82V232H80ZM110 233H111V232H110ZM130 233H131V232H130ZM130 233L128 234L129 236H130ZM135 233H136V232H135ZM135 233H134V235H135ZM146 233H147V232H146ZM178 233H179V232H178ZM103 234H104V233H103ZM132 234H133V233H132ZM136 234H137V233H136ZM163 234H161V235H163ZM171 235H172V237H171ZM131 236H132V235H131ZM147 236H150V234H148ZM108 237H109V236H108ZM137 237H139V236L137 235ZM137 237H136V236H135V237L133 236L132 239H133V238H137ZM141 237H142V236H141ZM151 237H152V236H151ZM138 239H139V238H138ZM109 240H110V239H109ZM145 240H147L148 242H147V241L145 242ZM162 240H163V239H162ZM114 241H116V240H114ZM130 241H131V240H130ZM134 241H135V239H134ZM143 241H142V242H143ZM132 242H133V241H132ZM135 242H136V241H135ZM137 243H139V240H137ZM161 243H162V242H161ZM151 244L153 245V247H152ZM154 244H156V248H155V245H154ZM169 244H170L171 246H169ZM106 245L109 246L110 244L108 245V243H107ZM112 245H113V243H112ZM112 245H111V250H110L111 253H110V252L107 253V254H110L109 257L107 256L108 258L106 257V258H107L106 260L103 259V260H105V261L101 260L102 258L99 257V256H97V255H101V254H98V250H99V248H97V247H89V246H88L89 248H87L86 245L83 246V247H85L84 250H83L82 247H81V249L78 248V251H80L81 253L78 254L77 258H78V260H80V258H83V257L87 256V257L90 258L89 260L92 261V259H95V258H96V257L94 258V256L97 254V255H96V256H97V259H96V260H98V257H99V259L101 258L100 260H101L103 263L105 262L104 264H125V263L127 262V260L125 259V257H123V258L126 260V262H124V260L122 259V256L118 253V250H119L118 247H117V249H118L117 251L114 250V249L112 250ZM160 245H161V246H160ZM114 246H115V245H114ZM228 246H229V245H228ZM151 247H152V248H151ZM106 248H107V247H106ZM106 248H104V249H106ZM214 248H215V250H213ZM214 248H213V247H212V248L210 247L209 249L207 248V250H206V248L204 247V248H203L204 253H205L206 251H209V252H210V253H208L209 255H208L207 253H205V255L202 253V254L204 255V257H203L202 259H201V258H200V259L198 258L199 260L196 258L197 260H196L195 262H192L191 264H225V263H223L222 258L224 259L225 256L228 255V256L224 259L225 262H227V259H229V254H230V252H228V249H226V248H229V249H230V247H227V246H226V248H225L224 246H223V247H222V246H221V247L219 246V249H218V247H215V246H214ZM216 248H217V250H216ZM115 249H116V248H115ZM210 249H212V250L210 251ZM263 249H264V248H263ZM100 250H101V249H100ZM102 250H103V249H102ZM106 251H107V249H106ZM108 251H109V250H108ZM122 251H123V249H122ZM154 251H155V250H154ZM199 251H200V253L197 254ZM213 251H214V252H213ZM229 251H231V249H230ZM104 252H105V251H104ZM202 252H203V251H202ZM211 252H213L214 254H212ZM257 252H258V251H257ZM122 253H123V252H122ZM157 253L155 252V254H157ZM227 253H229V254H227ZM92 254H95V255L93 256ZM202 254H201V255H202ZM210 254H211V255H210ZM76 255H77V254H76ZM91 255H92V256H91ZM104 255H105V254H104ZM158 255H157V256H158ZM206 255H207V256H206ZM230 255H231V254H230ZM105 256H106V255H105ZM208 256H209V257H208ZM102 257H104L103 254H102ZM206 257H207V258H206ZM230 257H231V256H230ZM75 258H76V257H75ZM77 258H76V259H77ZM85 258H86V257H85ZM104 258H105V257H104ZM204 258H205V259H204ZM76 259H75V260H76ZM87 259H88V258H87ZM156 259L158 260V258H156ZM78 260H76V262H78ZM84 260H86V259H84ZM89 260H88V261H89ZM100 260H98V261H100ZM220 260L222 261L221 263H220ZM88 261H87V262H88ZM101 261H100L99 263H101ZM145 261H146V263H145ZM147 261H148V262H147ZM72 262L75 263L74 261H72ZM82 262H83V261H82ZM82 262H81L80 264H82ZM87 262H85V264H86ZM89 262H90V261H89ZM129 262H130V261H129ZM78 263H79V262H78ZM90 263H91V262H90ZM90 263H89V264H90ZM93 263H94V261H93ZM103 263H101V264H103ZM136 263H138V262H136ZM136 263H135V264H136ZM66 264H67V262H66ZM68 264H72V263H71V262H68ZM83 264H84V262H83ZM87 264H88V263H87ZM97 264H98V263H97ZM244 264H264V251H263V252L260 251L259 253H256V254H254V255H252V256H249L248 258H246V261L244 262Z\"/></svg>",
    "mask_w": 264,
    "mask_h": 264
}]
</instances>
